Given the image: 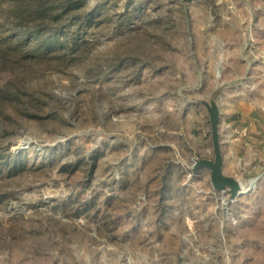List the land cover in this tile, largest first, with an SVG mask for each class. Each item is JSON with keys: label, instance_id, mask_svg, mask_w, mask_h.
<instances>
[{"label": "rangeland", "instance_id": "obj_1", "mask_svg": "<svg viewBox=\"0 0 264 264\" xmlns=\"http://www.w3.org/2000/svg\"><path fill=\"white\" fill-rule=\"evenodd\" d=\"M0 264H264V0H0Z\"/></svg>", "mask_w": 264, "mask_h": 264}, {"label": "water", "instance_id": "obj_2", "mask_svg": "<svg viewBox=\"0 0 264 264\" xmlns=\"http://www.w3.org/2000/svg\"><path fill=\"white\" fill-rule=\"evenodd\" d=\"M215 160L214 162L205 163L210 169V178L212 185L219 190L225 187L230 188V193L234 194L238 191V181L230 176L222 175V154L220 152L217 139L214 142Z\"/></svg>", "mask_w": 264, "mask_h": 264}, {"label": "bare ground", "instance_id": "obj_3", "mask_svg": "<svg viewBox=\"0 0 264 264\" xmlns=\"http://www.w3.org/2000/svg\"><path fill=\"white\" fill-rule=\"evenodd\" d=\"M254 185V179L248 181L247 183L243 184L240 181H238V191L232 194L233 197H235L238 194L246 193L249 189H251Z\"/></svg>", "mask_w": 264, "mask_h": 264}]
</instances>
